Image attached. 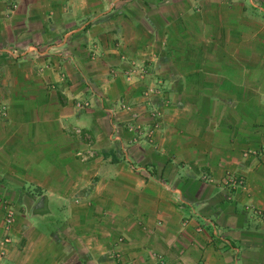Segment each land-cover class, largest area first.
Masks as SVG:
<instances>
[{
  "label": "crops",
  "instance_id": "obj_1",
  "mask_svg": "<svg viewBox=\"0 0 264 264\" xmlns=\"http://www.w3.org/2000/svg\"><path fill=\"white\" fill-rule=\"evenodd\" d=\"M11 1L0 264H264V0Z\"/></svg>",
  "mask_w": 264,
  "mask_h": 264
},
{
  "label": "built area",
  "instance_id": "obj_2",
  "mask_svg": "<svg viewBox=\"0 0 264 264\" xmlns=\"http://www.w3.org/2000/svg\"><path fill=\"white\" fill-rule=\"evenodd\" d=\"M12 6H15L16 0L11 1ZM10 4V5H11ZM18 50L17 47L12 48L10 52L16 53ZM88 104V103H87ZM138 118L136 117V114H133V117L130 118V120L127 123L128 129L135 131L136 133L141 130V125L139 124ZM135 141V140H134ZM226 185H230L233 188H242L245 185V178L242 175L239 174H228L226 182ZM15 224V213L11 207H7L6 215H5V230L9 233L11 231V228Z\"/></svg>",
  "mask_w": 264,
  "mask_h": 264
},
{
  "label": "rangeland",
  "instance_id": "obj_3",
  "mask_svg": "<svg viewBox=\"0 0 264 264\" xmlns=\"http://www.w3.org/2000/svg\"><path fill=\"white\" fill-rule=\"evenodd\" d=\"M130 161H131V160H130ZM131 162H132V161H131ZM132 166L135 167L136 169H139V167H141V166H139L138 163H136V164H133V163H132Z\"/></svg>",
  "mask_w": 264,
  "mask_h": 264
}]
</instances>
